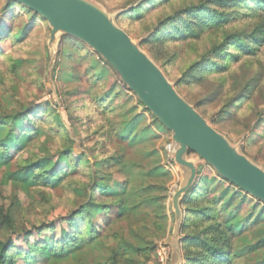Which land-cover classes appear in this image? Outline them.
<instances>
[{
    "label": "trees",
    "instance_id": "obj_1",
    "mask_svg": "<svg viewBox=\"0 0 264 264\" xmlns=\"http://www.w3.org/2000/svg\"><path fill=\"white\" fill-rule=\"evenodd\" d=\"M14 5L21 6L30 16L20 30L14 26L15 18L20 16L12 10ZM120 7L127 10L118 14V24L133 38L139 36L141 47L148 48L150 56L167 76L180 68L176 86L199 83L213 75L221 79L235 65L258 57L264 51V0H131ZM6 8L4 12L8 14L4 19L10 17L11 22L5 24L0 21V42L10 37L13 44L22 43L34 30L38 19L45 21L14 0H7ZM132 22L140 23L143 29H130ZM70 39L71 43L82 44L74 38ZM98 57L102 63L108 64L101 56ZM68 58L73 59V53ZM15 61L14 54L7 55L0 47V86L7 87L10 74L17 70ZM97 67L95 63L85 72L90 87L80 91L83 95L89 94L84 100L89 104L81 110L89 123L98 118L102 125L89 136L82 138L79 133L83 148L80 153L72 147V133L66 123V120L70 121L71 114L68 110L63 113L57 108L59 103H55L56 108H49L52 102H47L21 108L16 114L0 115V164L16 161L17 173L38 194V200L29 212L22 214V218H19L18 204L9 209L0 205V264H15L19 259H24L26 264H35L40 258L63 257L101 241L115 224L135 218L136 206L130 205L127 195L128 181L121 184L112 181L111 174L106 171L115 164L123 163L124 155L116 151L114 154H103L99 150L107 147L109 141L131 146L143 139L144 131L136 132L138 124L134 117L138 115L131 116L130 121L113 119V116H119L115 102L122 94L115 92V84L105 85L107 74L103 68ZM83 75L79 73L77 77L82 79ZM249 89L232 99L236 113L249 104ZM137 101L146 112L151 113L139 99ZM44 105L47 108H42ZM106 117H112L108 120L112 130L103 122ZM152 118L159 127L166 129L155 116L152 115ZM80 120L84 125V119ZM42 132L52 138L56 146L50 147L47 154L36 150L41 147L39 137ZM257 132V137L264 139V113ZM99 133L102 137L97 138L92 148H87L90 136ZM27 143L31 147H27ZM51 150L56 154H52ZM89 155L96 159L94 163ZM58 191L65 195L69 193L72 198L60 203L55 196ZM134 196L137 205L146 202L156 206L157 218L165 216V195L160 193L141 198L136 193ZM238 196L236 192L214 195L199 172L197 184L182 202L185 217L181 242L185 264H240L241 257L261 246L262 240L255 246L236 244L249 226L260 221L259 216L252 221L240 218L246 196H242L239 205L234 207V201L241 198ZM73 199L80 202L73 204ZM59 207L67 208L68 214L50 220L49 216ZM23 222L29 223V231H24ZM157 223L161 226L159 221ZM58 229L60 236L53 237ZM21 233H24L28 245L26 251L16 248L7 238L10 234ZM31 238L35 240L31 242ZM113 238L117 250L100 264H146L138 262L130 254L132 250L142 252L143 249L122 235L114 233ZM154 249L155 246L150 247L149 251Z\"/></svg>",
    "mask_w": 264,
    "mask_h": 264
},
{
    "label": "rangeland",
    "instance_id": "obj_2",
    "mask_svg": "<svg viewBox=\"0 0 264 264\" xmlns=\"http://www.w3.org/2000/svg\"><path fill=\"white\" fill-rule=\"evenodd\" d=\"M93 1L103 5L110 15L117 16L122 11L127 10L120 6H124L126 2L131 0ZM6 3L7 0H0V21L5 24L11 22L10 17L4 19L8 14L4 12V10H7ZM12 10L15 11L16 15H20L14 20L15 28L20 30L29 21L30 16L19 5H14ZM4 23L2 24L5 25ZM131 28L136 31L143 29L142 25L137 22H132L130 24ZM50 35L51 29L47 21L38 19L34 30L24 42L13 44L10 37L0 42V47L5 54H14L15 63L17 64L16 72L14 74L9 73L10 76L6 82L7 87L0 86V115L16 114L21 108L37 106L47 102H52L49 108H56L55 103H59L57 108H60L62 112L68 110L71 114L70 121L65 120L72 133V147L80 153L83 151L80 136L82 138L89 136L90 133L96 132L102 125L98 118L93 123H89V120L85 117V112L81 110L89 104L84 101L89 97V94L83 95L80 91L82 88L87 89L90 87L85 72L96 63L107 74L105 85L115 84V92L119 91L122 94L115 102L119 108V116H113V119L130 121L131 116L138 115L137 118L134 117L138 124L136 132L144 131V136L141 141L134 142L131 146L109 141L107 147H102L99 150L103 154H114L116 151L124 155L123 163L115 164L113 168L106 171L111 174L112 181H117L119 184L125 180L128 181L129 190L127 195L130 205L136 206L135 218L129 222L121 221L115 224L109 234L105 235L101 241H95L82 250H76L63 257L40 258L35 264L103 263L109 256H112L114 250H117V243L113 238L114 233L122 235L130 242H134L137 245L136 247L143 249L142 252L132 250L130 253L138 262H146V264H185L184 258L181 260L178 255V252L183 255L181 242L183 235L181 233L176 241H174L173 236L175 216L172 211L171 199L180 186L181 174L170 158L171 132L159 127L152 118L151 113L144 110V107L138 103L137 96L121 82L114 70L108 64L102 63L98 54L84 43L75 44L73 42V44L70 37L64 38L59 44V53L54 61L48 46ZM133 39L141 42L139 36H134ZM142 49L149 54L147 47H142ZM72 53L74 58H68ZM179 71L180 68L175 69L172 71L171 76H167L175 85L178 81ZM79 73L84 74L82 79L77 77ZM176 88L188 102L197 107L199 112L217 130L237 145L256 164L264 168V139L257 137V134H259L257 132L259 120L262 113H264V51L258 57L235 65L221 79L213 75L199 83L176 86ZM248 88H250L248 93L249 104L244 105L236 113L232 105V99L245 91L247 92ZM71 92L74 93L70 94ZM42 108L47 107L44 105ZM80 118L84 119V125ZM111 118L106 117L105 121L103 120L108 128L112 126L109 125L110 122L108 121L112 120ZM99 136L102 137V134L90 136L87 148H92L93 143ZM39 141L41 147L36 148V150L43 154H47L49 148L55 146L53 139L43 132L39 137ZM29 144L27 143L26 146L31 147V144ZM51 152L56 154L54 150H51ZM13 155H15L14 151ZM15 156L17 157V155ZM89 159L93 163L96 160L91 155H89ZM190 159L197 163L201 178L207 182L208 188L213 190L214 195L222 192H236L241 198L238 196L239 198L234 201V207L239 205L242 196H246V205L240 213V218L252 221L256 216H259L260 221L251 227L249 226L237 239L236 244L239 246L243 244L255 246L260 243V240L263 243L260 247L241 257L240 264H264V203L248 195L237 186L223 180L217 171L207 162L201 160L198 155L193 153L190 155ZM17 169L16 161L7 165L0 164V205L9 209L14 204H18L19 218H22V214L29 212L31 206L38 200V194L24 180L25 178L17 173ZM114 186L119 188V186ZM141 188L144 189L138 191ZM136 193L140 194L141 198L156 196L160 193L165 195L166 210L163 211L165 216L162 219L157 218L155 215L156 206L153 204L143 202L137 205L138 201L134 196ZM55 196L60 199V203L72 198L71 194L67 193L65 195L62 191L55 192ZM73 200V204L76 201L80 202L76 199ZM38 211L36 212L39 213ZM251 213L253 214L251 215ZM67 214V208L59 207L53 211L49 219H56ZM158 221L161 226L158 225ZM23 229L29 231V223L23 222ZM60 233L61 231L58 229L52 236L59 237ZM7 238L12 240V244L16 248L28 250L24 233L20 235L10 234ZM34 240L35 238L30 239L31 242ZM154 246V251H149L150 247ZM121 260L125 262V259ZM15 264L26 263L24 259H19Z\"/></svg>",
    "mask_w": 264,
    "mask_h": 264
},
{
    "label": "water",
    "instance_id": "obj_3",
    "mask_svg": "<svg viewBox=\"0 0 264 264\" xmlns=\"http://www.w3.org/2000/svg\"><path fill=\"white\" fill-rule=\"evenodd\" d=\"M47 21L49 49L55 61L59 44L74 38L101 56L153 116L172 134L173 160L181 183L171 203L175 216L174 241L185 217L184 197L199 180L196 154L217 173L248 195L264 203V168L256 164L177 90L163 69L122 28L117 16L93 0H14ZM182 260L183 255L178 252ZM184 260V259H183Z\"/></svg>",
    "mask_w": 264,
    "mask_h": 264
},
{
    "label": "built area",
    "instance_id": "obj_4",
    "mask_svg": "<svg viewBox=\"0 0 264 264\" xmlns=\"http://www.w3.org/2000/svg\"><path fill=\"white\" fill-rule=\"evenodd\" d=\"M169 152H170V158H171L173 164H175V163H174V160H173V147H172V143H171L170 146H169Z\"/></svg>",
    "mask_w": 264,
    "mask_h": 264
}]
</instances>
